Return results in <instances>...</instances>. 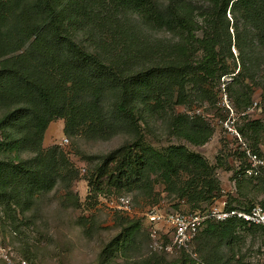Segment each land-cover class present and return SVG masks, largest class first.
I'll list each match as a JSON object with an SVG mask.
<instances>
[{"label": "rangeland", "instance_id": "obj_1", "mask_svg": "<svg viewBox=\"0 0 264 264\" xmlns=\"http://www.w3.org/2000/svg\"><path fill=\"white\" fill-rule=\"evenodd\" d=\"M46 2L20 0L19 5L26 6L32 22L38 23L49 21L52 9L64 33L79 45L94 43L77 18L80 12H90L93 20L97 14L102 16L107 8L102 0ZM16 13L10 15L8 27ZM126 16L138 19L135 14ZM147 32L169 37L165 30ZM230 82V77H221L203 88H189L183 103L163 100L155 111L140 104L136 129L117 124L104 138L93 137L85 129L65 134L64 118L56 117L44 130L40 149L23 142L8 119L24 103L0 99V171L5 179L1 186H8L0 198V248H9L34 264H190V258L197 264H264L263 227L237 216L222 221L210 218L192 244L194 255L154 249L145 216L153 207L164 213L264 208V74L257 75L255 83L247 81L252 82L249 106L245 105L248 91L239 85L227 86ZM109 97L103 95L105 104L111 103ZM177 115L187 119L180 122ZM251 120L262 124L258 133L249 130ZM124 145H132L135 152L133 179L120 186L109 184L105 177L97 179L102 158ZM171 147H184L205 158L213 167L217 189L197 199L168 191L149 158L153 150ZM54 149L60 171L46 184L37 178L14 183L12 165L48 168L47 152ZM247 151L262 161L259 169ZM251 168L258 172L249 175ZM120 196L129 198L128 210L117 208ZM157 228L159 242L168 244V226L161 223Z\"/></svg>", "mask_w": 264, "mask_h": 264}, {"label": "trees", "instance_id": "obj_2", "mask_svg": "<svg viewBox=\"0 0 264 264\" xmlns=\"http://www.w3.org/2000/svg\"><path fill=\"white\" fill-rule=\"evenodd\" d=\"M102 1L106 11L95 20L90 12L78 13L84 34L94 42L88 48L62 31L52 9L49 21L32 22L20 0H0V99L24 103L8 116L23 142L40 149L43 132L56 117L64 118L65 134L85 129L104 138L117 124L136 129L140 104L151 111L163 100L178 105L189 88H203L221 77L231 78L227 86L246 89L245 105L251 104V83L264 74V0ZM147 30H165L169 37H154ZM104 94L110 95V104ZM261 126L251 120L249 130L258 133ZM47 153L48 168L12 165L14 183L37 178L46 184L60 171L56 150ZM134 153L132 145H124L106 154L97 179L105 177L116 186L133 179ZM149 160L170 192L197 199L217 189L213 167L184 147L153 150ZM0 175L1 198L8 186H1L5 179ZM190 264L197 260L190 258Z\"/></svg>", "mask_w": 264, "mask_h": 264}, {"label": "built area", "instance_id": "obj_3", "mask_svg": "<svg viewBox=\"0 0 264 264\" xmlns=\"http://www.w3.org/2000/svg\"><path fill=\"white\" fill-rule=\"evenodd\" d=\"M247 157L252 165L258 164V169L262 165V161L258 159L257 155L253 152L247 151ZM257 170L251 168L247 169V173H257ZM117 208L120 210H128L130 206L129 198L120 196L118 198ZM149 227V235L152 239L153 248L163 251L171 252L172 250H182L189 254L192 252V244L202 226L210 219L216 218L217 220H225L228 217L237 216L243 219L248 224L259 225L264 229V208L255 205L248 211L237 210H220L213 209L208 213L203 212H175L164 213L157 207L149 209L145 213ZM165 223L168 226V231L171 234L168 244L163 245L159 242L158 224ZM194 255V254H193ZM0 262L2 264H34L31 260L17 256L9 248H0Z\"/></svg>", "mask_w": 264, "mask_h": 264}, {"label": "water", "instance_id": "obj_4", "mask_svg": "<svg viewBox=\"0 0 264 264\" xmlns=\"http://www.w3.org/2000/svg\"><path fill=\"white\" fill-rule=\"evenodd\" d=\"M234 50V49H233Z\"/></svg>", "mask_w": 264, "mask_h": 264}]
</instances>
